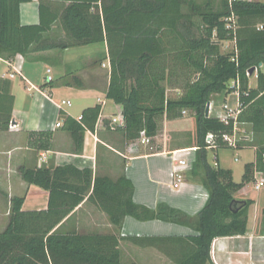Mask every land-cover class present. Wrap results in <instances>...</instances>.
I'll return each mask as SVG.
<instances>
[{
    "label": "trees",
    "instance_id": "16d2710c",
    "mask_svg": "<svg viewBox=\"0 0 264 264\" xmlns=\"http://www.w3.org/2000/svg\"><path fill=\"white\" fill-rule=\"evenodd\" d=\"M27 1L0 0V59L105 43L110 67L105 97L122 108L123 127L114 130L126 143L144 132L152 144L159 118L170 121L188 111L192 120L189 143L196 148L190 174L199 179L208 197L191 217L164 204L154 210L136 205L132 183L125 177H96L91 182L89 171L71 166L22 169L25 183L48 192V207L23 211V199H11L9 219L0 233V264H122L115 236L80 234L67 226L70 214L90 188L88 200L97 199L116 229L125 217L193 229L194 235L185 237L139 239L159 250L171 264H214L211 250L215 239L245 236L250 229L254 201H239L234 195L255 181V174L264 179V2L38 0L39 23L22 26L19 6ZM232 14L234 24L228 21ZM58 24L62 36L54 31ZM224 42L234 43L233 52L221 53ZM251 69L257 73L254 88L249 87L247 75ZM235 81L238 89L231 85ZM165 83L178 93L175 97L168 96ZM52 84L47 82L41 88ZM227 91L238 92L241 113L237 123L252 136L239 142L237 150L255 151L254 162L244 166L238 184L233 182L231 170L208 161L211 151L228 149L221 137L232 132L233 122L225 124L214 115L205 117V108L211 95ZM100 112V105H95L74 119L60 110L61 130L72 139L75 152H81L85 133L95 131ZM105 127L111 130L108 124ZM208 134L213 135L215 148L207 145ZM51 139L50 132H31L28 146L47 151ZM151 144L146 148L152 149ZM79 174L87 178L80 186L71 182ZM261 217L264 221V208Z\"/></svg>",
    "mask_w": 264,
    "mask_h": 264
},
{
    "label": "crops",
    "instance_id": "0c3cea01",
    "mask_svg": "<svg viewBox=\"0 0 264 264\" xmlns=\"http://www.w3.org/2000/svg\"><path fill=\"white\" fill-rule=\"evenodd\" d=\"M19 18L22 26L37 25L38 0L21 3ZM54 31L58 36L63 35L59 24L54 27ZM89 46H100L102 49L86 53L87 58L79 63L74 59L77 55L72 58L63 56L62 60L60 59L61 76H64L63 81L66 84L51 88L50 95L45 92L46 89L30 83L28 75L33 64H38L37 62L42 60L49 61L55 55L59 57V54L46 52L28 58L17 55L9 61L0 59V64L5 66V69L16 72V77L12 80L0 79V233L8 222L12 198L23 199V211H41L48 207V192L25 183L21 178L22 169L36 170L41 167L54 169L71 166L78 171H89L91 182L96 177L111 180L125 177L133 186V202L151 210L164 204L195 217L206 203L207 192L199 179L190 174L196 148L191 147L189 141L182 146L172 145L169 142L171 134L167 129L172 121L166 120L162 133L157 132L154 141H158L159 144H157L158 151L154 153L148 152L142 146L136 152H132L131 143H126L118 131L105 127L110 118L122 114L121 106L105 97L110 72L106 44L76 46L61 53ZM100 56H103L106 62L102 61ZM16 80L24 82L27 87L22 89ZM25 91L32 95L28 97ZM74 100L80 102L82 107L75 109ZM62 101L70 102L69 106H61V110L74 119H78L86 108L95 105L101 107L102 126L97 131L85 133L79 153L74 151L70 136L62 131L61 127H56L57 123L61 125L63 123L59 117L58 107ZM191 126L192 120L189 131ZM31 132H50L51 148L47 151L31 149L28 146V133ZM42 155L45 156V160L41 163ZM214 157H217L216 161L220 167L218 155ZM179 160H185L186 168L182 171V183L175 186L172 172L179 168ZM85 179L87 178L79 174V178L72 179L71 182L80 186ZM91 191L92 188L89 189L83 202L74 208L67 226L80 234L115 236L118 240L122 264H171L159 250L139 239L194 235V230L185 226L158 220L138 221L132 217H125L121 228L116 229L111 225L108 215L100 209L97 199L93 197L88 200ZM234 198L237 200L235 196ZM245 199L253 200L256 205L254 198ZM252 231L253 229L250 228L245 236L215 239L212 244L214 255L216 253L214 248L220 243L218 256L216 255L217 258L214 256L215 262L218 264L220 261L224 264L226 254L230 255V260H227L230 264L234 263L231 260L233 257L235 260L241 254L250 255L253 252L250 246ZM254 238L264 239V236L260 234Z\"/></svg>",
    "mask_w": 264,
    "mask_h": 264
},
{
    "label": "rangeland",
    "instance_id": "374dc122",
    "mask_svg": "<svg viewBox=\"0 0 264 264\" xmlns=\"http://www.w3.org/2000/svg\"><path fill=\"white\" fill-rule=\"evenodd\" d=\"M195 1L200 3V2H203L204 0H195ZM213 1L217 4L219 3L220 0H213ZM242 1H259V0H242ZM101 49L102 47L100 46H89L87 48H83L80 50H71L68 53L55 52L56 54H59V57L55 55V57L54 58L51 57L49 61L42 60L40 62H37L38 64L36 63L33 64V66L30 69L31 71L28 75L29 82L37 87L46 84L47 75H46L45 70L46 68H49L51 71L50 76L53 79V84L52 86H46L44 90L46 89L45 92L50 95L49 90H51V88L64 84L63 83L64 76H61V71H60V66H59L61 65L60 62H62L60 61V59L62 60L63 56L65 58H72V56L77 55V57H74V59H77V63H79V61L82 62L84 59L87 58L86 53L93 52L95 50L100 51ZM233 50H234L233 42H224L220 44V51L222 54H229L233 52ZM100 58L102 61L106 62L103 56H100ZM0 71L3 72V71H8V70L5 69V66L0 64ZM262 71L264 72V67H262ZM248 78H249V87L254 88L256 86V79H257V73L255 69L251 74H248ZM17 83H20V86L22 89H25L27 87L24 82L17 81ZM166 84L167 83H165L164 85ZM166 87L168 88L167 90L168 96L175 97L177 95L175 91L169 89L168 85H166ZM25 93L28 97L32 95L31 93H28L27 91H25ZM233 93L234 92L232 91H227V92H221L220 94L211 95V99H210L211 108H212L210 111L211 114L215 116L218 115L221 112V106L224 103H229L230 105H234L236 101V97L232 96ZM73 105L75 109H79L82 107L80 102H78L77 100H74ZM165 121H166L165 117H161L158 119V126H159L158 134H160V132L162 133V130H164ZM170 121L172 122L168 124V129H167V131L170 130V134H171L169 138V142L172 145L175 144L178 146L179 145L182 146L186 144V142L189 141V137H190V131L188 129L190 128L191 114L188 113L187 115L182 116L181 118L170 120ZM239 129L240 130L238 134L240 135V137H247V139L249 138L252 139V136L249 134L247 127L239 126ZM157 142L158 141H154L151 144L152 149L151 148L149 149L145 148V149H147L148 152H155L157 150V144H159ZM215 155H218L220 167L231 170L233 182L237 184L241 182L243 172H244V166L246 164L254 162V159H255V151L253 149H243V150H236V149H229V148L220 149L216 151V153L211 151L208 155V161L213 166L217 164V162L214 161L213 159ZM235 159H237V161H235ZM255 176L257 179H260V180L263 179L262 176L260 175H255ZM234 196L239 201L247 200L245 199L247 197L254 198L256 200V205H254L249 212L250 213V228L253 229L252 235L250 237V239H252L250 246L252 247L253 252L250 255L241 254L237 256L235 260H234V257L231 260H233L234 262L233 264H264V239L254 238L256 235L258 236L260 234H264V221L262 220V217H261V211L264 208V187H262L259 191H256L254 189V181H251L245 184L244 187L240 191H238ZM219 244L220 243H217L216 248H214L217 254L215 253L214 255L213 253V256H215L216 258L218 256ZM229 257L230 255L226 254L224 264H230V262L227 261V260H230ZM218 264H223V263H220V261H218Z\"/></svg>",
    "mask_w": 264,
    "mask_h": 264
},
{
    "label": "built area",
    "instance_id": "2783aa9c",
    "mask_svg": "<svg viewBox=\"0 0 264 264\" xmlns=\"http://www.w3.org/2000/svg\"><path fill=\"white\" fill-rule=\"evenodd\" d=\"M234 1V0H233ZM228 21L232 22V24H234V16L233 14L231 15V17L228 19ZM263 27L259 26V29H262ZM46 80L47 82L52 81V78L50 76V70L47 69L46 70ZM20 75V74H19ZM248 75V74H247ZM16 77V72H10V71H0V79H6V80H12ZM232 86H235L236 89H238V81H235L231 84ZM231 86V87H232ZM177 93V92H176ZM178 94V93H177ZM233 97H236V101L234 103V105H230L229 103H224L221 106V112L216 115V117L223 123L228 124L230 121L233 122V128H232V132L230 134H224L221 137V140L223 141V143L226 144V146L229 149H236L238 148V143L242 142V141H247V137H240V135L238 134L239 132V124L237 123V118L239 116V114L241 113V104L239 102L238 99V92L234 91V93L232 94ZM63 105H70L69 101H62L61 104L58 106L59 109L61 110V106ZM211 102H209V115L211 114ZM182 116H185L188 114V111L184 110L182 111ZM215 116V115H214ZM80 118V117H79ZM78 118V119H79ZM101 117H99L96 126H95V131H97L99 128H101L102 126V121L100 119ZM109 127H111V129H115V128H122L123 127V118L122 115L118 116V117H112L109 120L108 123ZM56 127L59 128L61 127L60 123L56 124ZM11 128H15V127H11ZM206 143L209 146V148H215L214 147V137L212 134H208L206 137ZM151 144V138L147 137L145 135L144 132L140 133V136L137 140H135L134 142L131 143L130 145V150L133 152H136L138 150V148L140 146L142 147H150ZM45 160V156L42 155L40 157V162H44ZM214 161H216V158L214 157ZM235 161H237V159H235ZM178 165L179 168H176L173 172H172V178L175 182V186L179 185L182 183V171L184 168H186V162L185 160H179L178 161ZM258 175V174H255ZM262 187H264V180L263 179H257L255 176V181H254V189L256 191H259ZM213 249V246H212ZM211 257H212V261L214 264H217L214 260V256H213V250H211Z\"/></svg>",
    "mask_w": 264,
    "mask_h": 264
},
{
    "label": "water",
    "instance_id": "95a60500",
    "mask_svg": "<svg viewBox=\"0 0 264 264\" xmlns=\"http://www.w3.org/2000/svg\"><path fill=\"white\" fill-rule=\"evenodd\" d=\"M254 71V69H251L249 74H251ZM209 116V103H207L206 108H205V117Z\"/></svg>",
    "mask_w": 264,
    "mask_h": 264
}]
</instances>
